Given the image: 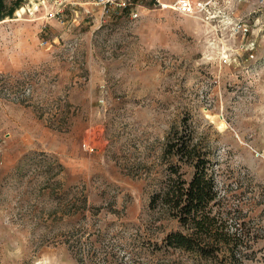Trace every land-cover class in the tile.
<instances>
[{"label": "rangeland", "instance_id": "374dc122", "mask_svg": "<svg viewBox=\"0 0 264 264\" xmlns=\"http://www.w3.org/2000/svg\"><path fill=\"white\" fill-rule=\"evenodd\" d=\"M174 1L0 20V264H208L164 245L185 227L158 194L193 172L164 153L175 133L242 245L217 264H264V0Z\"/></svg>", "mask_w": 264, "mask_h": 264}, {"label": "trees", "instance_id": "16d2710c", "mask_svg": "<svg viewBox=\"0 0 264 264\" xmlns=\"http://www.w3.org/2000/svg\"><path fill=\"white\" fill-rule=\"evenodd\" d=\"M22 2L0 0V20L12 17ZM194 149V144H186L176 133L165 144L164 153L179 159L186 157L193 172L188 180H171L158 194L169 214L185 227V230L168 232L163 240L174 252H187L196 255L200 261L217 264L219 254L232 259L242 245L238 238H226L220 225L221 218L213 209L218 196L214 178L208 172L206 158L198 152L192 153Z\"/></svg>", "mask_w": 264, "mask_h": 264}, {"label": "built area", "instance_id": "2783aa9c", "mask_svg": "<svg viewBox=\"0 0 264 264\" xmlns=\"http://www.w3.org/2000/svg\"><path fill=\"white\" fill-rule=\"evenodd\" d=\"M104 6H112L120 9L127 8L130 0H101ZM202 6V2L198 0H175L172 7L182 15H190L196 12Z\"/></svg>", "mask_w": 264, "mask_h": 264}]
</instances>
